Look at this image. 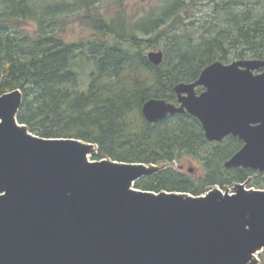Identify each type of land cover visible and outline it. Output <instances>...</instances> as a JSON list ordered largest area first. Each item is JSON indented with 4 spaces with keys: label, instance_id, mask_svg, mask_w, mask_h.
<instances>
[{
    "label": "water",
    "instance_id": "water-1",
    "mask_svg": "<svg viewBox=\"0 0 264 264\" xmlns=\"http://www.w3.org/2000/svg\"><path fill=\"white\" fill-rule=\"evenodd\" d=\"M147 59L161 64L162 50ZM173 90L177 104L155 97L142 104L148 122L187 112L206 140L242 141L226 168L264 172V59L216 60ZM21 102L18 88L0 95V264H256L264 189L135 188L158 167L92 160L91 142L35 135L17 120Z\"/></svg>",
    "mask_w": 264,
    "mask_h": 264
},
{
    "label": "trees",
    "instance_id": "trees-1",
    "mask_svg": "<svg viewBox=\"0 0 264 264\" xmlns=\"http://www.w3.org/2000/svg\"><path fill=\"white\" fill-rule=\"evenodd\" d=\"M135 7L139 14L124 0H0V95L21 90L18 122L42 137L94 143L95 160L158 165L134 183L141 190L199 195L253 175L252 185L264 188V172L223 166L242 145L237 137L212 143L188 113L151 123L141 112L151 97L174 102V85L195 81L213 61L264 59V0H143ZM75 17L90 37L62 36L60 27ZM155 46L164 54L159 65L146 56ZM182 156H201L202 173L168 165ZM258 258L264 264V250Z\"/></svg>",
    "mask_w": 264,
    "mask_h": 264
},
{
    "label": "rangeland",
    "instance_id": "rangeland-1",
    "mask_svg": "<svg viewBox=\"0 0 264 264\" xmlns=\"http://www.w3.org/2000/svg\"><path fill=\"white\" fill-rule=\"evenodd\" d=\"M140 1H143V0H124L126 7H128V11H131L133 9L135 14H139L141 12V9L139 7H135V4L139 3ZM149 1L151 2L152 0H149ZM133 3H134V5H133ZM106 7L107 6L103 5V6H100L99 8L102 11H104V10H106ZM208 9H209L208 6L203 7L202 9L196 10V13L198 15L199 13H204ZM109 12H110V14L112 13V11H109ZM81 17H75L73 19L71 18L68 23H66L60 27L61 34L66 40L72 41V40L86 39L93 34V31L86 25V23L81 19ZM25 28L27 30L31 31L34 28V24L28 23L25 25ZM150 50H162V48H161V46H155V47L147 49L146 53ZM85 68H88V67H85ZM93 152H95V151H93ZM200 153H202V155L205 154L204 156H206L209 153V149H207V147L202 148ZM168 165H171L172 167H177L178 165H182V166H184L185 169L190 167L193 169L192 173L195 175L201 174L203 171V167H204L202 164V157L201 156H182V158L180 160L170 162V164H168ZM257 180H258V178L256 177V175L250 176L245 181V186L258 188L255 185H252ZM234 186H235V184H230V185H224L222 188L225 190H233ZM257 259H259V258L257 257Z\"/></svg>",
    "mask_w": 264,
    "mask_h": 264
},
{
    "label": "flooded vegetation",
    "instance_id": "flooded-vegetation-1",
    "mask_svg": "<svg viewBox=\"0 0 264 264\" xmlns=\"http://www.w3.org/2000/svg\"><path fill=\"white\" fill-rule=\"evenodd\" d=\"M204 88L203 87H197L196 91L199 93L200 91H202Z\"/></svg>",
    "mask_w": 264,
    "mask_h": 264
}]
</instances>
